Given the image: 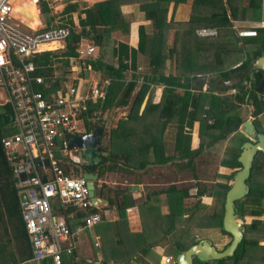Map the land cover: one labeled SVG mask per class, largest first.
Returning <instances> with one entry per match:
<instances>
[{"label": "trees", "instance_id": "1", "mask_svg": "<svg viewBox=\"0 0 264 264\" xmlns=\"http://www.w3.org/2000/svg\"><path fill=\"white\" fill-rule=\"evenodd\" d=\"M125 3H135L141 14V17L136 19L140 21L137 25L136 47L111 36L114 31L128 33L130 19H126L120 12V5ZM184 3L190 5L186 19L176 21L171 17L167 18L169 6L173 14L176 7ZM38 7L39 14L45 16V26L52 25L54 15L50 13L49 0H39ZM258 7L259 0H101L80 8L76 1L67 3L59 13L60 16L67 15V17H59L60 21L64 22L57 25H71L73 20L70 13L75 12L78 29L75 31L69 27L70 35L62 48L42 51L36 54L33 60L39 66L38 72L46 81H50L51 88L55 89L59 87L62 79L56 78L52 73L51 64L57 61L65 64V59L75 54L76 43L81 38L88 39L97 49L95 57L84 59L85 65L80 73L86 77L87 74L84 71L87 70L86 65H88V71L99 73L98 84L108 80V85L104 99L86 103V109L81 112L84 118L83 130L79 134L88 132L92 127L100 126L101 136L107 134V143L106 146L100 144L99 150L101 152L106 150V153L101 155V161L98 164L89 166L81 163L82 168H80H88L91 171L98 168V173H101L107 162L113 165V161L119 156L120 164L141 167L144 165V160L155 157L157 149H163V146H166L161 139V131L163 126L173 124L176 128L173 148L177 151L178 157L186 159L185 166L193 169V157L203 144L207 146L224 139L227 132L232 129V124L239 121V118L234 114L237 105L231 100L228 101L224 96L213 92L196 90L191 86V82L198 75H215L223 69L225 58L237 48L236 27L237 29H253L256 34L246 36L250 37V49L244 54L246 58L243 60V67L248 66L252 59L264 54V27L244 22L254 17ZM209 27L215 29L213 36L200 37L195 33L198 28ZM171 29L173 34L170 44L168 31ZM138 55L146 58L145 71L138 69ZM46 64H49V67L45 66ZM138 81L139 87L132 93ZM157 85L162 86L161 94L159 100L154 103L151 99L154 87ZM146 92L147 98L139 112L140 103ZM236 97L242 103V96ZM254 101L255 109L259 112V105L256 99ZM124 106L127 107L126 117L118 119L115 127L110 128L107 133L103 129L102 122L87 123L97 110L113 111ZM9 114V106L0 105V138L11 132L8 125ZM149 116L151 117L148 118ZM194 120L198 121L200 141L197 149L189 150V130ZM4 125L7 126L6 129ZM55 144L54 156L58 160V165L67 172L69 165H61L60 161L70 163L69 157L59 152L62 147L60 141H55ZM108 146L110 149L107 152ZM131 147L138 151L133 153L134 150ZM127 149L131 151L126 152ZM75 151L77 154L80 150ZM239 151L238 145L227 146L219 164L228 167L230 171L224 174L217 173V180L208 188L197 183L192 194L195 201L191 205H186L184 201L190 196L188 189L177 188L174 184H169L161 191L167 200V213L161 215L155 204L142 202L141 205L153 214V218L157 217L160 219L159 222L164 224L162 228H159L158 238L167 240L175 224L178 227L181 221L184 227L192 224L199 229H207L215 225L230 238L229 233L221 227V216L224 194L230 186L229 181L236 169L240 167L237 162ZM132 154L133 158L136 155H143L145 159L141 163L133 164L127 161ZM79 155L81 159L84 158L81 151ZM168 158L163 156L161 161L165 162ZM245 182L248 185V192L234 201L236 218L241 222L242 238L232 255L204 262L195 259L194 264H253L254 261L264 264V245L258 243L264 241V153L257 151L253 156ZM118 193L119 195L114 199L118 221L112 222L110 228L109 225H105L112 237L108 235V238L103 239L102 236L100 248L102 257L99 264H106L109 258L127 262L128 258L134 255V250L133 247H127L125 243L145 237H139L143 235L142 233L133 236L124 228L125 208L134 200L131 199L130 194ZM204 194L212 197L209 205L200 202L199 196ZM69 210H66V213ZM89 211H96V208L91 207L86 212ZM86 212L76 211L75 223L81 222ZM68 228L69 231L72 230L69 222ZM190 235L185 233L183 239L172 241L173 250L166 253L175 256L180 250L196 243L197 240ZM134 237L137 238L133 239ZM12 239L18 244L16 255L13 249L8 247ZM151 243L148 242L149 247ZM227 244L228 242L225 246ZM108 245L111 246L106 248ZM144 249L148 248L144 247ZM26 251L29 253L26 254ZM141 252L145 251L141 250ZM29 257L30 249L20 217L19 197L17 188L13 184L12 168L5 159L0 143V264H23ZM44 264H49V260H45ZM61 264L77 263L72 261L71 257L62 255Z\"/></svg>", "mask_w": 264, "mask_h": 264}, {"label": "built area", "instance_id": "2", "mask_svg": "<svg viewBox=\"0 0 264 264\" xmlns=\"http://www.w3.org/2000/svg\"><path fill=\"white\" fill-rule=\"evenodd\" d=\"M12 8V0H0V105L7 104L10 108L8 125L11 129L0 138V143L12 168L18 197L24 194L23 200L19 198V207L30 257L23 264H44L45 260H49V264H61L62 255L71 254L73 249L68 242L71 233L65 219L66 210L87 211L95 204L87 196L85 178L69 170L66 172L58 165L53 152L55 141H60L59 152L63 156L68 155L69 150H76L68 149L66 143L79 134V127L83 130L81 112L86 109V103L104 99L108 80L83 88L80 82L83 77L67 76L61 78L59 87L52 89L51 82L38 72L39 66L33 59L42 51L62 48L64 43L58 46L57 42L68 39L70 28L57 24L34 29L21 26L12 15ZM196 33L213 36L215 29L198 28ZM237 35L251 36L255 31L239 29ZM82 40L76 43L75 54L67 58V63L73 65L57 61L51 67L65 65L64 71L79 73L85 65L84 59L94 52V46L88 42L82 45ZM44 160L48 175L38 168L39 164H45ZM21 174L24 179L20 178ZM100 220L99 212H86L81 227H91ZM94 245L97 246V242ZM160 264H174V256L161 255Z\"/></svg>", "mask_w": 264, "mask_h": 264}, {"label": "crops", "instance_id": "3", "mask_svg": "<svg viewBox=\"0 0 264 264\" xmlns=\"http://www.w3.org/2000/svg\"><path fill=\"white\" fill-rule=\"evenodd\" d=\"M82 1L84 2L83 5L90 6V5H92V3L97 2V1H101V0H82ZM14 2H16V1L12 0V7H13V5L15 6V4H16ZM21 2L22 1H20L18 3H21ZM33 3H35L34 0H33ZM37 5H38V3H37ZM14 9L15 8L13 7V10ZM36 9H37L36 19H37L38 23L34 27L30 26V24H29L30 18L29 17L25 18L24 12H18L16 16L19 17L18 14H21L20 17L23 19L21 21L23 22L25 19L28 22V26H26V27H29L32 29L37 28V27H43V26H45V23L41 22V20L39 18V7L36 6ZM178 9H179V6L176 7L175 11L178 12ZM120 12L122 13V15L124 17H126V19H130V24H129L130 29H128L127 34H122L120 31H114L111 33V36L116 40H119L123 43H127L128 45H130L132 47H136L135 44H137V40H136L137 34L133 33V29H135V33H136V27H137L138 23L135 24V22L137 20L133 17L136 14L135 12L140 14V11L137 9V6L135 3H125V4L120 5ZM244 22L248 23V24H252L254 26L264 27V0H259V7H258V10H256L254 12V17L251 19H246ZM250 30H253V29H250ZM236 36L239 38L244 37V36H238V35H236ZM137 64H138V66H140L139 55L137 56ZM138 69L141 70L140 67ZM84 72H85V74H87V76H86L87 78H84V79H88V73H90V71L85 70ZM127 74H129V73H127ZM205 85H206L205 81L202 82V80L197 81V82L196 81L191 82V86L196 90L198 88H200L201 89L200 91H204V87H206ZM161 87L162 86H160V85H157L154 87L153 95H152V99H151L152 102L156 103L159 100V97L161 94ZM156 90H158V91H156ZM205 92H206V90H205ZM146 98H147V92L144 95V97L140 103L139 110H138L139 112L143 108V105L145 103ZM119 108H121V107H119ZM122 108H125V106ZM126 115H125V117H126ZM125 117H120V118H125ZM150 117L151 116H149L148 118H150ZM101 122H102V126L104 129L105 128L103 125L104 121H101ZM115 125L112 127H115ZM112 127L110 126L107 129H104V131L107 133V131ZM184 130H186V127ZM175 131H176V128H175V125H173V124H171L169 126H163L162 131H161V139L163 142H165L166 146H163L164 147L163 149H157L155 157L152 156V157H149L146 160H144V165H142L141 167L135 166L133 168H129L125 165V163H124V165L119 164V163L112 165V163L107 162L108 166H106L107 164H105V168L101 170V173H98V171H97L98 168H96L93 171V172L97 173V177L94 180L95 196L98 199L101 198L104 200L103 202L98 201V203L95 204V206H94V208H96V211L99 212L101 215V220L97 223V225L95 224L96 228H94V225L92 228L93 234H92L91 240H93L94 242H97V246H95L93 243V246L96 248V254L97 255L93 258L92 261H87V262L83 261V258L81 257V253L83 254V251L80 250L82 248V245H83L80 242V238H82V237L79 236L78 234L83 229H87L90 227H81L83 218H82V220H80L81 222L75 223V221H77V220L75 219L74 216H75L76 211H83L85 213L86 210L68 208L70 210L66 213L65 219H67V221H66L67 225L69 222L71 227H72V230L70 231L71 237L68 240V242H70L72 244L73 249H72V252L70 255H64V257H71L72 261H74L77 264H90V263L94 264L95 261L101 260L102 256L100 254V248L102 247V240H101L102 236H103V239H105V237L108 238V235L110 237H112L110 235L111 233H110L109 229H107L105 227V225H109V228H110L112 226V222L118 221V214L115 210V204H114L115 197L117 195H119L118 192H124L125 194H130L131 199L134 200L133 203H131L129 206H127L125 208V212H124L125 213V215H124L125 221L123 224L124 228H126V230L128 232H130L133 236H134V234L142 233L143 236H145V237L143 239L139 238L135 241L132 240V241L125 243V245L127 247H133V245L136 243V245L133 247L134 255L131 256L130 258H128L127 262H125V260L124 261L113 260V259L109 258V256H108L109 259H108V262L106 264H160V256L164 255V254H170V253L165 252L166 247H168V242H166L165 238H158L160 230H157V229H159L161 227V224L159 222H157L158 221V220H156L157 217H156V219H154L153 214L149 213L150 211L146 210L145 206L141 205V204L144 201L150 202L151 204H152V202L156 203L155 205L158 207V213L161 215L167 213V211H168L167 200L165 199V205H164V202H161L162 196H164L163 192H161V191L164 189V186H165V182L163 180L164 170H165V168L171 167L172 169L176 168V169H174L176 171H178V169H180L182 171V168L185 167L184 165L186 163V159L178 157L177 151L173 148ZM189 135H190V137H189L190 139H189L188 148H189V150H195L198 148L199 141H200V137H199V133H198V121L197 120H194L192 122V125H191L190 130H189ZM204 141H206V140H204ZM221 141H223V144L219 143ZM224 141H226V139H220L217 142L210 144V145H207V146L205 144H203V146L199 150V152L193 157V160H196V158L202 153V151L212 153L213 151H216V149H218V148H221V147L223 148ZM106 143H107V134H105L104 136H101V140H100V144H103L104 146H106ZM232 145H233V143H232ZM181 146L184 147V145H181ZM227 146H231V144H229V145L226 144V146H224V150L227 148ZM98 149H99V146H98ZM109 149H110V147L107 149V152ZM104 153H106V150L104 152L100 151V160L96 164H98L101 161V155H103ZM67 154L69 155V153H67ZM68 155H64V156L69 157ZM163 156H168L169 157L168 160L165 162H162L161 158ZM181 162H184L183 166H182ZM45 165L46 164H44V165L39 164L38 168H39L40 172L48 175V169H46ZM229 171H230V169L228 167H225V166H222L219 164L217 167V170H216V174L219 172L221 174L228 173ZM215 180H217V177H215ZM172 184H174V183L172 182ZM195 184L197 185V183H194L193 186H195ZM194 191H195V189H194ZM189 194H190V196L188 198H185V200H184L186 205H187V202L190 198L193 197L195 199V197L192 196L193 193L191 191L189 192ZM199 199H200L201 203H204L206 205H209L212 202V197L207 195V194L199 196ZM222 214H223V212H222ZM221 218H222V216H221ZM68 219H69V221H68ZM147 221L151 223V225L149 227L146 226ZM200 230H205V229L200 228ZM149 231H156L154 233L156 238H155V240L150 241V242H152L151 243L152 245L150 247L148 246V241H146V235H147V232H149ZM214 232L216 234H219L218 229H215ZM221 236L222 237L219 240V243L222 245V248H218L216 246V244H214V247L217 250H222L223 247L225 246V244L227 242H229V240H230V238L227 235L221 234ZM135 238H137V237H134L133 239H135ZM202 238H200V239H202ZM11 241L16 246L18 245L17 242L14 241L13 239ZM75 243H76V245L74 247ZM258 243L264 245V241H259ZM16 246H14V248H13V252L15 255L17 252ZM109 246H111V245L106 246V248H109ZM144 247H147L148 249L145 250ZM141 250H143L145 252H141ZM27 253H29V251H26V254ZM26 263H28V262H26Z\"/></svg>", "mask_w": 264, "mask_h": 264}, {"label": "rangeland", "instance_id": "4", "mask_svg": "<svg viewBox=\"0 0 264 264\" xmlns=\"http://www.w3.org/2000/svg\"><path fill=\"white\" fill-rule=\"evenodd\" d=\"M14 1H21V0H14ZM72 1H76L79 5V8L81 6H83V1L82 0H49V4L51 5V10H50V13L52 15H54V19L52 20V23L53 24H57V23H60V22H64L63 20L60 21V18L59 17H67V15H64V16H60V11L62 10V8L67 4V3H70ZM36 6L37 3H33V0H25V1H22L21 3H16L15 6L13 5V7L15 8V11H13V17L14 19H16V21L21 25V26H28V22L24 19V21L22 22L21 20H23L20 15L21 14H18V12H24L25 13V18L26 17H29V24L30 26L34 27L35 25H37V19H36V13H37V9H36ZM171 7L169 6L168 8V12H167V18H172L173 20H176V21H180L182 19H186L187 16H188V13H189V9H190V5L187 4V3H184V4H180L179 5V9H178V12L174 11L173 14L171 13ZM136 14L134 15L133 18L135 19H139L141 17V14H138L137 12H135ZM76 13L75 12H71L70 13V17H71V20H73V23L70 25V24H67L68 27H71L73 28L75 31L76 29H78L77 27V18H76ZM39 18L41 20V22H44L45 20V16L39 14ZM251 19V18H249ZM140 21H136V23H139ZM24 25H23V24ZM130 24V23H129ZM133 28V27H132ZM131 28V29H132ZM129 29H130V25H129ZM236 29V35H237V27L235 28ZM197 30V29H196ZM133 33L134 34H137V27H136V33H135V29H133ZM196 33V31H195ZM172 34H173V30H169L168 31V35H169V39H168V42L171 44V41H172ZM197 34V33H196ZM198 36V35H197ZM251 36H254V35H251ZM201 37V36H200ZM137 38V37H136ZM238 40H236V47L235 50L233 52H231L229 54L228 57L225 58V61H224V64H223V69H227L229 66H231V64H233L234 62H238V61H243L244 57H245V53L250 49V37H246L244 36L243 38H237ZM137 40V39H136ZM85 42H88L91 44V42L88 40V39H84L82 40V45L85 44ZM64 41H59L57 42V45L60 46V45H63ZM92 45V44H91ZM136 46V44H135ZM235 46V45H234ZM239 49V50H238ZM97 54V49L96 47L94 48V52L90 55V57H95ZM224 57V55L222 56ZM68 59H65L64 63L67 64V65H73L74 63L72 62H69L67 63ZM139 64H140V68L141 70L140 71H145L146 68H147V61H146V58L139 55ZM226 66V67H224ZM64 68H65V65L64 66H56L54 67L52 70L54 71L55 73V76L56 78H67V76H78V77H83L81 75V73H77V72H68V71H64ZM86 69L88 70V67H86ZM53 73V72H52ZM219 73V72H217ZM99 73L95 72V71H90V73H88V79H84V78H87V77H83L82 79H80V82L82 83V87L83 88H89L90 86H93L94 84L100 82V79H99ZM209 76H200L198 75L196 78H194L192 80V82L194 81H201L203 79H207ZM67 84H69V79H67ZM139 84L140 82L138 81L137 84L135 85L134 87V90L132 91L133 93L137 90V88L139 87ZM214 93H217L218 95H226L227 93V90L225 89H213ZM158 91V90H156ZM155 92V91H154ZM211 93V92H210ZM1 95V94H0ZM127 114V107L125 108H116L115 110L113 111H108V109H105L103 111H99L97 110L93 117H90L88 120L87 123H97V122H101V121H104V129H107L108 127H112L114 126L116 123H117V120L120 118V117H125V115ZM110 115V116H109ZM84 121V119H83ZM4 128L6 129L7 126L4 125ZM93 128V127H92ZM82 132V130L80 129L79 127V132L80 133ZM226 139V138H225ZM230 137L227 138L226 141H224V146H226V144H231L232 145V141H230ZM219 143H222L223 144V141L219 142ZM224 146L223 148H218L216 149V151H213L212 153H209V152H204L202 151V153L196 158V160H193L192 161V166H193V169L187 167L184 165V162H181L182 166L184 165L185 167L182 168V171L180 169H178V171L174 170L176 168H171V167H168V168H165L164 170V176H163V180L165 182V187H167L169 184H172V182L174 183V185L177 187V188H186L188 189V192H192L194 193V189H195V186L194 183H199L200 185H204L206 188L209 187L210 184H212L214 181H215V177H216V170H217V167L219 165V161L221 159V156L223 154V151H224ZM133 149V147H131ZM134 152L133 153H136L138 150L137 149H133ZM117 151V150H116ZM127 151H131V149H127ZM80 154V151L78 152ZM77 153L76 155V151L75 150H69V160H70V163H66L64 160H61L60 163L61 165H69V171L70 172H74V174L78 175V174H81V165L83 164L84 160L81 159L80 155ZM121 153H124V152H121ZM79 155V156H78ZM66 157V156H65ZM120 157V156H119ZM118 157V158H119ZM115 159L113 161L114 164H120L121 163V159ZM79 160V162H77L76 160ZM145 159V157L143 155H136L135 158H133V154L131 155V158H129V162L133 163V164H137V163H140L141 161H143ZM82 163V164H81ZM81 167V168H80ZM127 167L129 168H133V165H129L127 164ZM193 173V174H192ZM220 174V172H219ZM224 174V173H223ZM197 181V182H196ZM165 195L162 196V200L161 202H164V205H165ZM194 198H190L187 202V205H191L193 202H194ZM152 204H156L154 202H152ZM158 220L157 222L160 221V219H156ZM161 224V227L164 226L163 223L159 222ZM182 221H181V224L179 225L178 224V227H176V224H175V227H174V230L171 231L169 234H168V238L166 240V242H168V247H166L165 249V252H169V250H173V247H174V244H171L172 241H179L181 239H183L185 236V233H187L188 235H190L193 239L195 240H199L200 238L202 239H208L213 245L216 244V246L218 248H222V245L219 243V240L221 239V234L222 235H226V234H223L221 232V230L219 229V227L217 226H212V227H209L205 230H200L199 228H196V227H193L192 224H190L189 226H186L184 227V225H182ZM97 225V224H96ZM96 225H94V228H96ZM151 225L150 222H146V226L149 227ZM180 227V229H179ZM93 226L90 227V228H87V229H83L78 235L81 236L82 238H80V242L83 244L82 245V248L80 249L81 251H83V254L81 253V257L83 258V261L84 262H87V261H92L93 258L97 255L96 254V248L93 246V243L94 241L91 240L92 238V234H93ZM156 228V227H155ZM157 229V228H156ZM215 229H218V232L219 234H216L214 232ZM159 230V229H157ZM185 231V232H184ZM156 231H149L147 232V235H146V241L150 242V241H153L155 240L156 236L154 235ZM196 232V233H195ZM143 235H140L139 237H142ZM138 237V236H137ZM76 243L74 244V247H75ZM136 245V243L133 245V247ZM14 246H16L14 243H12L11 241V244L8 245V247H11L12 249L14 248ZM16 249H17V246H16ZM168 249V250H167ZM77 250V249H76ZM173 255V254H172ZM25 264V263H24ZM26 264H30V263H26ZM253 264H263V263H260L258 261H254Z\"/></svg>", "mask_w": 264, "mask_h": 264}, {"label": "water", "instance_id": "5", "mask_svg": "<svg viewBox=\"0 0 264 264\" xmlns=\"http://www.w3.org/2000/svg\"><path fill=\"white\" fill-rule=\"evenodd\" d=\"M252 66L257 69H264V54L256 57L252 62ZM259 103L262 107V101ZM242 127L246 134H253V126L248 120L243 123ZM101 130L100 126H95L86 133L73 135L68 139L66 147L68 149H79L87 165L96 164L100 160L98 146L101 140ZM256 138L255 143L246 141L242 144V149L237 157L240 167L233 173L232 181L225 193L221 227L230 235L228 244L222 250H217L208 239H199L196 243L176 253L174 258L175 264H194L195 259L204 262L232 255L234 248L242 238L241 222L236 219L234 201L248 192V185L245 179L249 174L253 156L257 151L264 153V134L258 133ZM43 162L47 163L46 160ZM81 175L86 180L87 196L91 203L97 204L98 201L103 202V199H98L95 196L94 180L97 177V173L87 168L82 171ZM20 178L24 179V174H21ZM42 180L44 181L45 178L43 177ZM19 198L23 200L24 194L20 193Z\"/></svg>", "mask_w": 264, "mask_h": 264}, {"label": "flooded vegetation", "instance_id": "6", "mask_svg": "<svg viewBox=\"0 0 264 264\" xmlns=\"http://www.w3.org/2000/svg\"><path fill=\"white\" fill-rule=\"evenodd\" d=\"M245 58L246 57L243 59L245 60ZM254 59H252L246 67L242 66L243 61L241 60L232 64L227 69H221L219 73L209 75L207 79L202 80V82L205 81L206 83L204 91L213 92L211 88L228 89L226 95L223 96L228 99V101L231 100L232 103L237 105L234 114L239 118V121L232 124V129L227 132L224 139L226 138L227 140V138L230 137L231 143H233V145H238L240 151L244 142L249 141L255 143L257 140L256 135L258 133L264 134V69L253 67L252 62ZM197 90L201 89L198 88ZM240 95L242 96V103L239 102L236 97ZM254 99H256L259 105V112L255 109ZM260 101H262V107L259 103ZM246 120L253 126L252 135L246 134L242 127ZM231 181L232 179L229 183H231Z\"/></svg>", "mask_w": 264, "mask_h": 264}, {"label": "clouds", "instance_id": "7", "mask_svg": "<svg viewBox=\"0 0 264 264\" xmlns=\"http://www.w3.org/2000/svg\"><path fill=\"white\" fill-rule=\"evenodd\" d=\"M38 3V2H37ZM53 69V68H52ZM91 130V129H90ZM77 155V154H76ZM79 156V155H78ZM100 156V155H99ZM83 160H84V162L83 163H86L85 162V159L84 158H82ZM80 163V162H79ZM94 165V164H93ZM85 170V169H84ZM84 170H82V171H84ZM82 171H81V174H82ZM91 171V170H90ZM93 172V171H92ZM174 256V255H173ZM174 258H175V256H174ZM174 264H175V259H174Z\"/></svg>", "mask_w": 264, "mask_h": 264}, {"label": "bare ground", "instance_id": "8", "mask_svg": "<svg viewBox=\"0 0 264 264\" xmlns=\"http://www.w3.org/2000/svg\"><path fill=\"white\" fill-rule=\"evenodd\" d=\"M12 10H13V8H12ZM14 11H15V9H14ZM250 33V32H249ZM44 46H42L41 47V49L43 48ZM47 47H49V48H53L54 46L53 45H48Z\"/></svg>", "mask_w": 264, "mask_h": 264}]
</instances>
